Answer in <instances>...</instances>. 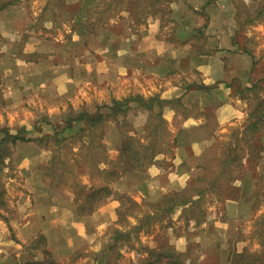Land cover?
Segmentation results:
<instances>
[{"label": "rangeland", "instance_id": "374dc122", "mask_svg": "<svg viewBox=\"0 0 264 264\" xmlns=\"http://www.w3.org/2000/svg\"><path fill=\"white\" fill-rule=\"evenodd\" d=\"M166 1L0 0V127L13 132L22 126L30 129L33 124L40 122L37 126L47 130L50 126L43 121L46 117L53 119L55 124L62 122V114L71 107L73 110L93 111L95 105L111 103L116 98L128 100L126 113L118 116V122L95 128V140L90 141L89 135H86L88 131L82 135L76 130H66L67 137L60 144H56L53 139L34 142L39 145L51 166V169H39L37 172L49 177L48 184L54 185V181H61L56 186L69 192L77 203V212L84 214L89 223L103 221L98 231L94 229L78 242L80 250L77 257L86 258L91 264H96L97 260L102 261L98 264H169L167 261L170 258L159 256L166 247L175 252H191V256L201 255V259L205 255L207 262L202 260L203 264H211L214 256L220 260V264H230L225 261L229 249L234 248L239 252L243 247L249 251L264 248V216H261L264 206L258 210L259 201L240 207L248 211L243 223L231 221L225 225L222 220L225 218L224 212L237 214L239 209L232 207V203L228 206L226 200L227 193L239 190L237 185L233 188L235 184L232 182L233 176L238 174L243 151L238 150L234 154L232 163H225L224 159L229 156L225 148L231 142H238L239 148L245 146L238 134L233 135L234 126H227L221 133L209 161L188 174L187 168L190 170L195 162L186 153L188 143L193 144L194 149H200V145L192 141L187 130H178L182 124L178 117L168 119L171 113L169 108L180 113L187 109L177 101L162 103L160 107L155 101L153 109L138 106V102L133 100L137 92L124 94L121 88H111L109 84H117L118 80L107 78L105 72L100 73L94 82L83 83L82 87L76 88L73 91L75 95L68 100L45 101L39 95L42 90H39V94L32 92L23 96L18 101L21 105L10 106L3 97L4 84H10L18 78L27 79L29 69L22 64L25 61L41 63L50 69L57 65L70 67L97 58L100 62L98 69H105L104 61L110 54L108 44L117 37L121 38L126 28L138 36V42H141L142 37V47L153 44L148 35L145 38L143 32L140 33V28L145 27L148 29L147 34L150 31V34L155 35L153 41L163 40L164 44L177 41L170 39L180 32L182 26L172 20L174 10ZM238 14L244 20L247 12L243 9ZM248 14H251L250 11ZM31 72L35 74L33 81L45 84L48 77L52 79V70L41 71L32 67ZM101 130H104L102 137ZM131 135L133 143H145L153 136L156 140L155 150L158 151L139 172H123L119 161V146L125 136ZM99 142H103L105 148ZM9 148L10 154L3 166L7 165L9 169L3 173V183L7 177L14 178L10 164L12 143ZM95 159L99 162L96 163ZM254 161L262 162L259 171L264 181V154L261 157L257 155ZM48 172H52L50 175H54H51L54 178ZM198 177L203 180H197ZM192 184H201L206 188L197 205L189 209L175 207L170 212L157 213L154 204L165 194L187 189ZM99 186L110 187L111 192L90 204L86 201V192ZM128 198L137 204L130 205ZM100 201L105 202V205L97 212L95 205ZM126 204L130 206L129 210L118 213ZM198 219L201 221L198 222ZM211 225L214 227L210 228ZM218 229H223V232ZM233 236L237 239L232 244ZM214 242L221 243L220 248L208 252L203 249L204 243L209 246ZM46 256H49L50 261L55 255L48 253Z\"/></svg>", "mask_w": 264, "mask_h": 264}, {"label": "crops", "instance_id": "0c3cea01", "mask_svg": "<svg viewBox=\"0 0 264 264\" xmlns=\"http://www.w3.org/2000/svg\"><path fill=\"white\" fill-rule=\"evenodd\" d=\"M166 3L174 10L172 20L182 26L170 39L177 41L168 43L169 46L163 40L153 41L155 35L150 31L147 34L145 27V31L140 28V33L145 38L148 35L153 44L142 47V37L138 42V36L126 28L121 38L108 44L110 54L104 61L105 69H98L97 58L70 66L81 71L67 65L48 69L41 63L25 61L22 64L29 69L27 79L4 84L3 97L10 106L21 105L18 101L23 96L39 94L42 90L39 95L45 101L68 100L75 95L76 88L94 82L105 72L107 78L118 80L117 84H109L110 87L121 88L124 94L137 92L143 98H158L152 104L159 99L163 104L177 101L187 109L180 113L169 108L168 119L178 117L182 121L178 130H187L192 141L200 145V149H194L188 143L186 153L195 160L190 170L187 168L188 174L209 161L221 133L227 126H234L233 135L238 134L245 146L239 148L238 142H231L225 148L226 152L243 151L238 174L232 182L239 190L227 195L226 200L228 206L232 203V207L239 209L237 214L224 212L222 220L225 225L231 221L243 223L248 211L240 207L256 201H259L258 210L264 206V181L259 171L262 162L254 161L257 155L264 154V0H168ZM243 9L247 12L244 20L238 14ZM32 67L52 70L53 80L48 77L43 80L45 84L33 81ZM34 142L12 144L10 164L14 178L7 177L3 183L7 165L1 175L4 203L0 205V264H91L86 258L77 257L78 242L94 229L98 231L103 221L89 223L84 214L77 212V203L68 191L48 184L49 177L37 172L45 171L48 163ZM101 202L95 205L97 212L105 205ZM236 239L231 237V243ZM220 246L221 243L209 246L204 243L203 249L208 252ZM229 250L238 252L234 248ZM95 251L97 254L98 246ZM48 253L55 255L50 261ZM99 262L102 261L97 260L96 264Z\"/></svg>", "mask_w": 264, "mask_h": 264}, {"label": "trees", "instance_id": "16d2710c", "mask_svg": "<svg viewBox=\"0 0 264 264\" xmlns=\"http://www.w3.org/2000/svg\"><path fill=\"white\" fill-rule=\"evenodd\" d=\"M158 98L151 97L145 99L141 96H134L133 100L138 102L139 105H144L149 109H153L152 102ZM128 100H119L113 99L111 103L107 104H97L93 111L89 109H81V110H73L72 107L68 109L67 112L63 113L62 122L54 123L53 119H44L45 125L50 126L48 128L50 130L47 131L43 126H37V124H41L37 122L33 124L32 128L28 129L25 126L20 127L14 133H12L9 129L0 127V205L4 203L3 195L4 189L2 188L1 175L3 173V166L5 165V158L10 154L9 144H16L18 141H38L41 142L43 140L49 141L53 139L56 144H60L67 137L65 134L66 130H76L77 132L86 133L89 135L90 141L95 140L94 130L96 127H100L106 125L109 122H118L119 115L125 114L126 109L128 107ZM163 101L161 99L158 100V105L162 104ZM160 110V109H159ZM45 118V117H44ZM36 122V121H35ZM105 127V126H104ZM104 130L100 132V137H102ZM99 137V138H100ZM122 140V143L119 146V161L123 166V172H139L144 168V164L147 163L153 156H155L158 150H155V136L151 137L145 143H133V136H125ZM99 145L104 147L105 144L103 142H99ZM105 148V147H104ZM229 156L224 159L226 162H231L232 157L235 154V151L228 152ZM53 162V161H52ZM95 162L98 163L99 160L95 159ZM53 164V163H52ZM51 165V164H50ZM51 169V166L48 165V169ZM52 173V172H50ZM50 173L48 172L49 176ZM54 176V175H52ZM51 176V177H52ZM54 178V177H52ZM197 180H203L202 177H198ZM53 182V181H52ZM51 182V183H52ZM61 181H54V185L60 184ZM236 188V186H233ZM238 189V188H237ZM206 190L201 184H192L187 189L176 190L172 193H167L164 197L158 200L154 205L157 208V213L164 214L172 211L175 207H183V208H192L194 205L198 204L203 192ZM111 189L107 186H99L90 192H86V201L90 204L95 201H99L104 198L106 194L110 193ZM235 191L227 193V195L232 196ZM197 197V198H195ZM130 205L137 204L136 201L130 200L128 198ZM126 204V207L120 209L118 213L126 212L130 207ZM264 216V213L261 214ZM201 221V220H200ZM198 219V222H200ZM197 222V221H196ZM197 222V223H198ZM191 252H175L172 248L166 247L164 248V253H160L159 256H165L170 258L167 261L169 264H203L202 260L206 263L207 260L205 258L201 259V255L192 254ZM217 258H213L211 264H220ZM225 261H229L230 264H264V248L254 251H249L243 249L241 252L235 251H227Z\"/></svg>", "mask_w": 264, "mask_h": 264}]
</instances>
